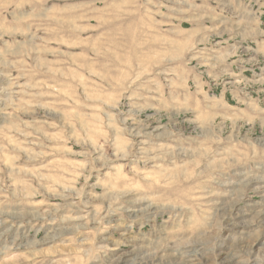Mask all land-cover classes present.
<instances>
[{
    "label": "rangeland",
    "instance_id": "rangeland-1",
    "mask_svg": "<svg viewBox=\"0 0 264 264\" xmlns=\"http://www.w3.org/2000/svg\"><path fill=\"white\" fill-rule=\"evenodd\" d=\"M121 263L264 264V0H0V264Z\"/></svg>",
    "mask_w": 264,
    "mask_h": 264
},
{
    "label": "bare ground",
    "instance_id": "bare-ground-1",
    "mask_svg": "<svg viewBox=\"0 0 264 264\" xmlns=\"http://www.w3.org/2000/svg\"><path fill=\"white\" fill-rule=\"evenodd\" d=\"M242 249H243V248H242ZM230 253H231V252H230ZM235 259H236V258H235ZM125 260H126V259H125ZM189 261H191V260H189ZM192 261H193V260H192ZM192 261H191V263H193ZM224 261H225V260H224ZM227 261L229 262V259H228ZM238 261H239V260H238ZM220 262H221V261H220ZM121 264H122V263H121ZM131 264H132V263H131Z\"/></svg>",
    "mask_w": 264,
    "mask_h": 264
}]
</instances>
